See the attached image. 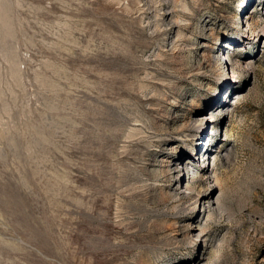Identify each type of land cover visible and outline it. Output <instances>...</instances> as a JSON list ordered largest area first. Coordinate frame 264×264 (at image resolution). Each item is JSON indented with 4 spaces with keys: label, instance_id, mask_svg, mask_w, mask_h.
Here are the masks:
<instances>
[{
    "label": "rangeland",
    "instance_id": "374dc122",
    "mask_svg": "<svg viewBox=\"0 0 264 264\" xmlns=\"http://www.w3.org/2000/svg\"><path fill=\"white\" fill-rule=\"evenodd\" d=\"M0 264H264V0H0Z\"/></svg>",
    "mask_w": 264,
    "mask_h": 264
}]
</instances>
